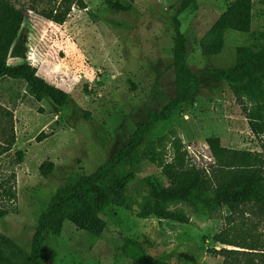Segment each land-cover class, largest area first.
I'll return each mask as SVG.
<instances>
[{"label": "rangeland", "instance_id": "rangeland-1", "mask_svg": "<svg viewBox=\"0 0 264 264\" xmlns=\"http://www.w3.org/2000/svg\"><path fill=\"white\" fill-rule=\"evenodd\" d=\"M105 1L83 0L86 10L71 6L66 21L57 25L36 10L58 1L11 0L24 10L26 62L91 116L89 121L73 116L70 105L55 112L48 99L36 101L25 81L0 78V207L9 211L0 219V234L28 254L38 217L56 190L95 173L152 112L177 95L172 17L180 0H133L131 10L120 13ZM235 8H246L244 32L219 24ZM177 18L193 73L235 68L238 48L264 47V0H196ZM252 107L226 82L201 79L193 104H179L170 121L152 126L141 146L102 182L110 197L99 214L103 232L93 237L63 221L59 234H45V264H142V252L182 264H264L263 207L248 202L207 213L189 201L156 200L145 181L155 175L170 187L161 165H173V137L183 145L185 169L201 170L213 188L225 180L207 138H219L228 149L260 153L264 161V130L254 135L247 123ZM46 161L54 166L42 176L39 168ZM160 208L173 217L159 218ZM220 249L232 252H214Z\"/></svg>", "mask_w": 264, "mask_h": 264}, {"label": "trees", "instance_id": "trees-1", "mask_svg": "<svg viewBox=\"0 0 264 264\" xmlns=\"http://www.w3.org/2000/svg\"><path fill=\"white\" fill-rule=\"evenodd\" d=\"M57 5L36 13L45 20L62 25L71 6L86 10L83 0H55ZM122 3L120 0H106L110 11L129 12L133 0ZM196 0H180L175 15L172 17L174 26L173 70L177 86V95L160 112H152L132 134L131 139L95 173L80 177L74 184L60 187L49 199L47 208L37 220V227L31 238L30 253L8 237L0 234V264H45L47 256L44 250L45 234L49 231L59 234L63 221L70 220L75 226L84 230L90 236L98 237L105 229L104 221L99 217L109 205L110 197L102 182L116 170L117 165L135 152L141 146L145 135L152 126L159 122H168L179 104L192 105L198 95L199 82L203 78H214L226 82L230 92L236 97H246L253 102L252 111L247 117L250 131L259 135L264 130V47L255 51L240 47L237 55L240 64L231 69H211L207 72L193 73L186 64V40L179 30L177 16L188 7H195ZM246 9V8H245ZM235 8L223 15L220 26L231 28L238 32L247 29L246 20L242 18L245 11ZM24 20V10L17 8L11 0H0V78L23 80L35 93L36 101L48 99L53 109L58 112L64 106L72 107V115L90 120V113L77 108L71 97L64 90L49 84L37 75V70L26 62L27 39L21 30ZM15 58L23 61L18 65H8L7 61ZM37 142L43 139L36 138ZM173 165H161L164 176L170 187L155 175L146 178V184L156 200H182L198 205L205 212H211L223 207H233L238 204L253 202L264 208V161L260 153L228 149L221 145L220 139H206L209 152L218 169L224 177V182L213 188L212 182L204 173L195 168L185 169L183 145L179 138L173 137ZM13 144V141L9 144ZM21 159V153H18ZM150 161L155 159L148 157ZM54 164L46 161L39 171L42 176L51 174ZM15 198V193H9ZM9 214L6 208L0 207V219ZM161 219H171L172 214L163 208L158 209ZM221 242V241H219ZM222 243V242H221ZM226 244V243H222ZM225 256L232 252L227 249L214 251ZM142 264H182L172 263L162 258L143 254ZM224 264H227L224 262Z\"/></svg>", "mask_w": 264, "mask_h": 264}]
</instances>
